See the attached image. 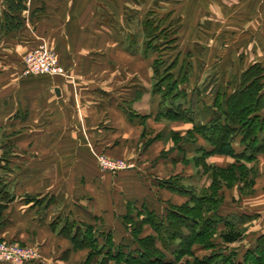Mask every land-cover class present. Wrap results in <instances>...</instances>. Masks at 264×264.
I'll return each instance as SVG.
<instances>
[{
	"label": "crops",
	"instance_id": "1",
	"mask_svg": "<svg viewBox=\"0 0 264 264\" xmlns=\"http://www.w3.org/2000/svg\"><path fill=\"white\" fill-rule=\"evenodd\" d=\"M200 1L204 12L228 11L222 0ZM122 2L118 7L113 0H26L27 9L21 13L23 27L7 32L4 23L8 6L5 0H0V172L11 176L6 182L15 194L3 212L6 223L0 225V238L38 246L42 258L27 264H72L62 259L61 253L68 249L89 252L75 249L70 239L51 228L60 208L67 207L78 222L93 225L110 222L108 230L114 234L112 222L117 219L122 226L127 225L124 217L136 214L135 204L140 211L148 208L158 212L159 199L146 198L139 205L138 198L124 197L129 195L132 181H136L135 173H142L143 168L148 174L159 172L156 169L162 160L170 161L172 166L179 161L183 163V156L189 159L198 147L208 145L204 139H198L184 144L182 151L178 145L181 142L174 141V129L169 135L164 132L161 122L166 119H157L161 97L152 92L151 86L147 87L148 77L152 82L153 63L148 62L146 53L133 50L128 43L129 24L118 17L114 20L115 12L123 14ZM135 2L139 8H146L143 13L147 11L149 0ZM234 5L236 12L244 13L245 7L251 15L255 11L264 13V0H249L245 6L243 0H235ZM242 19L236 26L243 27ZM41 43L56 50L67 76L23 73L25 55ZM222 58L226 64L227 58ZM263 61L252 60L249 65L255 62L264 65ZM249 65L234 73L241 74ZM225 69L224 66L221 75ZM239 85L238 80L233 89ZM210 99L205 102L211 104ZM170 121L181 122L185 133L193 127L186 121ZM184 130L175 131L182 134ZM162 140L167 144H162ZM240 140L241 136L235 137L236 153L244 150ZM135 141L139 148L130 147ZM176 145L178 157L174 160ZM101 154L126 157L132 164L120 171L105 170L98 162ZM19 157H23L22 161H18ZM212 160L222 167L237 163L228 154H213L208 162ZM245 163L255 170L254 190L240 196L237 183L229 190H233L232 199L239 203L229 211L223 204L220 210L225 215L245 216L242 226L246 228L247 246L243 249L254 246L257 237L264 234V152ZM63 173L84 175L78 180L76 176L62 178ZM164 178L167 177H154L150 185L156 194L161 191L168 196L164 208L182 203L176 202L174 191L160 185ZM119 186L127 190L121 189L124 191L121 211L116 210L114 203ZM28 194L48 199L53 196L54 200L35 205L25 200ZM176 194L183 202L190 200L188 195ZM227 202L225 195L224 203ZM56 206H60L57 211ZM142 232L145 236L156 234L149 224L144 225ZM157 244L162 247L160 241ZM0 264L9 263L0 260Z\"/></svg>",
	"mask_w": 264,
	"mask_h": 264
},
{
	"label": "trees",
	"instance_id": "2",
	"mask_svg": "<svg viewBox=\"0 0 264 264\" xmlns=\"http://www.w3.org/2000/svg\"><path fill=\"white\" fill-rule=\"evenodd\" d=\"M5 1L8 9L4 29L7 32L21 29L24 25L21 13L27 9L26 0ZM143 26L150 35L157 27L156 24L150 25L149 20ZM164 64L161 56L153 61L152 92L161 97L157 119L193 124L185 136L174 134V137L178 143L181 142L182 145H178L182 151V146L188 142L206 141L208 147H198L194 159H186L185 162L194 160L196 166H201L210 178V185L197 189L190 184H179L184 178L178 175L161 180L162 187L188 195L190 200L180 205L171 204L162 214L145 208L137 218L125 216L126 224L132 228L131 243L117 242L112 230L98 229L96 225L69 217L58 216L52 221L51 228L70 239L75 249H89L80 264H108L111 260L120 264H174L162 249L171 251L177 260L187 254L195 255L191 264H264V234L257 237L254 246L242 252L240 248L231 246L243 239L245 216L222 214L223 196L219 192L223 186L233 187L237 183L241 184L242 193L254 190L255 170L245 162L256 160L258 154L264 152V66L260 62L250 65L242 73L240 85L233 92L229 93V87L220 86L214 92L212 103L206 104L199 86L193 89L186 86L192 71L191 64L182 63L176 69V58L169 61L168 66ZM238 135L244 145L241 153H236L233 146ZM213 154L231 155L237 163L229 167L210 164L207 157ZM182 159H185L184 156ZM40 197L28 194L25 200L35 205H42L46 200L49 204L54 200L53 196L49 199L47 196ZM14 199L15 194L10 191L8 182L0 176V225L6 223L3 212ZM143 213L145 215L141 217ZM60 223L62 226H59ZM147 223L152 225L156 234L141 238L139 234ZM214 235H218L221 244L213 241ZM157 239L162 247L157 245ZM14 240L0 238V241ZM195 244L211 251L196 256Z\"/></svg>",
	"mask_w": 264,
	"mask_h": 264
},
{
	"label": "rangeland",
	"instance_id": "3",
	"mask_svg": "<svg viewBox=\"0 0 264 264\" xmlns=\"http://www.w3.org/2000/svg\"><path fill=\"white\" fill-rule=\"evenodd\" d=\"M113 1L116 2V5L118 7L120 2L123 1L122 3H124L125 7L123 10V14L115 12L114 20L117 21L116 17H118L120 20L123 19L125 23L129 24L128 26L130 30L128 35V39H129L128 43H130L132 49L137 52L140 51L146 53L149 57L148 62L151 63H153L154 59L158 57L160 58L161 56V58L165 62L164 66H168L169 61H171L173 58L174 59L176 58L178 60V67L176 69H178L179 66L182 65V63L187 65L191 64L192 71L190 73V79L186 83V86H188V89L189 88L193 89L196 85L199 86L200 89L202 90L203 100L211 101L210 98H212L213 100L214 92L220 86L231 87L230 89L228 88L229 93L233 92L234 86L238 85V80L240 84L241 75L244 72L243 71L241 74L237 75L236 73H234V70L240 71L242 68H245L247 65H249L252 60H257V59L264 60V13L263 12L258 13L255 11L254 14L252 13L251 15V13L249 12L246 13L245 7H244V13L236 12L234 11L235 0H222L223 2L222 5L225 6L223 8L228 11L210 12V13L202 11V7H201L202 3L200 0H149L147 5V11L145 13L143 12L146 8L142 9V6L140 8L137 6V3L135 1L138 0H122V1L113 0ZM243 1L245 6L246 2L249 0H243ZM241 19L243 20L242 21L243 27L236 26V23H238L239 20ZM146 20H149L150 25L153 26L154 24H156L157 26L156 30H154L153 32V35L148 34L146 30L142 27ZM250 20L251 22L257 20L258 22L257 25L256 23L255 24L251 23ZM167 44H171V45H167ZM39 45H45L49 49L53 50L58 56L56 50H54V48L50 47L48 44L41 43ZM224 56L225 58H227L226 64L222 61L223 59L222 57ZM222 64H224V66L226 67L224 75H221V73L223 72L222 68L224 67L222 66ZM151 81L152 82L150 83L148 77V81H147L148 89H150V86L152 89L154 79L152 78ZM262 93L264 94V88ZM180 123L181 122L178 121L173 123V121L171 122L170 120L166 119L161 122L162 124L161 126H163L164 132L167 133L168 135L170 131L174 129V134H178V136L181 137V136H185L187 132L185 133L186 129L184 130L185 127ZM187 124H191V126H193L192 123L187 122ZM175 130L178 131L184 130L183 131L184 133L181 134L180 132H176ZM174 141H176V137H174ZM136 142L138 141L131 142L132 146L130 147L136 148L137 146V148H139L137 144L135 145ZM40 143L41 142H37L36 144H40ZM161 143L163 144L164 141ZM160 147H162V145L158 146L156 149L158 150ZM96 151L104 152L101 150H96ZM197 154H198L197 151H195L194 155L191 156L189 159L190 160L194 159L195 155ZM176 155H177V145L174 150V160L176 157H178V155L177 156ZM112 158L122 159L126 161L128 166L132 164L129 158L126 157H123L124 159L116 158V157H112ZM184 158L185 159L183 160L184 161L183 163L179 161L178 164L174 163L173 166L170 164L171 163L170 161L162 160V163L159 165V168L156 169L159 170V172L155 171L157 173L154 172V174L152 173L148 174L145 168L142 169V173L141 172L135 173L136 181L135 180L132 181V186H131L132 188L131 187L129 188L130 193L129 195H125L124 197L126 198L127 196L131 195L138 198L139 200L137 201L139 202V205H141L142 201L146 198H151L154 200L156 199V201L159 199L160 203L157 206V211L160 214H162L163 212H165L164 210L166 208H164L165 206L164 204L167 203L165 202L167 201L165 199L168 196L164 195L161 191H159L160 196L159 193L156 194L157 192H153L154 189L150 185L152 184L154 177L161 176V177H167L164 179H169L170 177H168V175L172 174V175H178V177L182 176L184 178L183 180L181 179L180 182L178 181L179 184H185V185L190 184L195 186L197 189L201 188L202 186H209L211 183L210 178L208 177V174L203 171L202 167L196 166L194 160L189 162L190 165H187L185 162L187 157ZM208 158L209 157H207V161ZM216 158L217 160H219L218 157ZM22 159L23 157H19L18 161L19 160L22 161ZM216 162L212 160V163L210 162L209 163L216 164ZM122 169L124 168L117 169L116 171H120ZM5 175L8 176L9 178H6ZM60 175L61 176L65 175V178L70 176L73 177L76 176V178L79 180L81 179L80 177L84 174L63 173ZM0 176H3L5 178V181L6 180L10 181L11 179V176L9 174H4L3 172H0ZM55 176L57 177V174H55ZM62 178H64V176ZM233 187L223 186L219 191L220 195L223 196L222 205L225 204L224 209H226L227 211L231 210L230 208L236 207L237 202L239 203V201L232 199L233 190H229V189ZM240 187L241 184H238L237 190L240 193V196L241 195L244 196L245 194L252 193V192L242 193L240 191ZM121 189L126 190L125 188L123 189V187H120L119 191L118 190L116 191L117 192L116 194H118L116 196L117 198L114 199L115 207L116 210L118 211H121L124 208L123 207L124 202L122 199L124 195V191L122 192ZM225 195H226V199L228 200L227 203H224ZM174 197L176 202H182L180 204L188 202V201H184V202L181 201L183 198L180 197L178 194L175 195V192H174ZM148 203L153 204V202L151 201H148ZM134 206H135L134 213H136L134 215V218H137L139 216L138 213L140 212V208L138 204H135ZM59 208L56 206V211ZM66 208L65 209L60 208L58 210V213H55L54 218L56 219L58 216H63V217H69V219L73 220L74 217L69 216L68 210ZM112 223L115 229L114 234L116 233L115 237L120 239V241H122L121 239H125L124 240L125 242L131 243L133 238L131 225L128 224L122 226L117 219H115V221H113ZM110 225H111L110 222L109 223L98 222V224H96L98 229L100 228L104 230H108V228L111 227ZM59 226H62V224L60 223ZM142 233L143 232L141 231L139 234L141 238L145 237V235H142ZM244 235L245 233L243 234V239L241 241L231 245L235 248L238 249L240 248L241 249L239 250L240 252L244 250L243 247L247 246L246 243H244V239L246 237ZM158 241L159 239H157V243ZM213 241L215 243L221 244L219 243L221 240L218 237V235H214ZM2 242H11V243L15 242L22 246H33L40 253V257L36 258L35 260L32 261L29 260L25 263H20V264L35 262L42 258L41 251L39 250L38 246H36L33 243H25L17 239H15L14 241H2ZM193 248L194 251L196 252V256H203L207 252L211 251L208 249L201 248V244H195ZM162 250L164 251L165 256L167 258H171L174 261V264H179V263L191 264L195 259V255L187 254L181 260H177V258L171 251L166 249H162ZM86 254L88 253L85 250L74 252L72 251V249H68L67 251L61 253V256L62 259L63 258L67 259V261H71L72 264H80L81 262L84 261L83 259L85 258ZM0 260L3 262H8L5 261L4 259L3 260L0 259ZM8 263L10 264L11 262ZM108 264H120V263H118V261L116 260H111L110 262L108 261Z\"/></svg>",
	"mask_w": 264,
	"mask_h": 264
},
{
	"label": "built area",
	"instance_id": "4",
	"mask_svg": "<svg viewBox=\"0 0 264 264\" xmlns=\"http://www.w3.org/2000/svg\"><path fill=\"white\" fill-rule=\"evenodd\" d=\"M23 73L25 75L59 74L67 76V70L61 65L57 54L45 45L36 46L25 55ZM98 162L103 169L110 171L128 167L126 161L105 154L98 156ZM38 257L40 253L33 246L0 241V259L2 260L20 264Z\"/></svg>",
	"mask_w": 264,
	"mask_h": 264
}]
</instances>
